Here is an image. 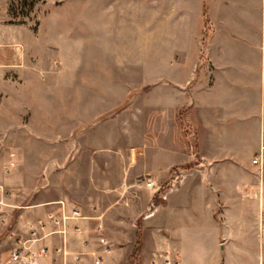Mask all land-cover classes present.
I'll return each mask as SVG.
<instances>
[{
	"label": "rangeland",
	"instance_id": "374dc122",
	"mask_svg": "<svg viewBox=\"0 0 264 264\" xmlns=\"http://www.w3.org/2000/svg\"><path fill=\"white\" fill-rule=\"evenodd\" d=\"M208 1H7L5 21L26 25L31 53L49 67L17 77L0 97V182L8 194L0 212V264L43 204L58 199L103 222L113 248L104 264H148L169 250L171 230L184 225L167 211L173 194L146 218L154 211L152 193L136 181L151 176L163 183L192 164L168 167L172 158L199 156L203 138L215 131L194 96L214 84V72L234 77L239 95L255 88L259 103L262 97L264 63L246 53L221 55L206 19ZM226 111H212L211 118ZM189 199L194 205L200 198ZM220 212L214 217L222 221ZM207 254L189 249L188 264L205 263Z\"/></svg>",
	"mask_w": 264,
	"mask_h": 264
},
{
	"label": "crops",
	"instance_id": "0c3cea01",
	"mask_svg": "<svg viewBox=\"0 0 264 264\" xmlns=\"http://www.w3.org/2000/svg\"><path fill=\"white\" fill-rule=\"evenodd\" d=\"M7 1H0V97L14 87L17 77L25 78L28 72H47L49 67L46 59L31 53L27 41L30 30L26 25L5 21L2 13ZM208 3L206 19L215 28L217 40L214 43L222 46L221 55L231 58L246 53L247 56H258L263 64L264 0H209ZM217 5L220 6L218 17L223 15L221 25L215 17ZM257 11L261 12L260 16ZM228 15L234 16L233 23L224 19ZM226 74L214 72V84L202 86L194 96L198 107L206 112L208 125L214 127L215 132L208 135L209 145L208 137H205L197 158H172L168 165L192 162L183 167L191 174L175 194H170L167 204V211L173 210L178 219L184 221L183 226L172 229L171 237H167L169 250L179 255L182 264H188L189 249L208 253L203 264H264V113L261 112L264 83L259 103V92L255 88L243 97L239 95L236 79L225 80ZM262 77L264 72H261ZM221 109L230 111L211 118L212 111ZM256 156H260V161L253 163ZM11 163L12 160L6 166L10 171L13 169ZM194 176L200 180L190 181ZM194 191L200 199L193 205L189 196H195ZM177 199L181 202L176 206ZM61 201L81 209L69 200L58 199L44 203L39 217L46 218L47 213L57 212ZM191 205L200 213H194ZM217 208L221 211L222 221L214 217ZM81 210L89 218L77 220L75 224L85 226L86 230L78 233L71 229L66 237L68 247L75 252L98 247L93 228L99 217ZM92 220L97 223L92 224ZM38 244L49 248L48 256L39 259L40 264H62L56 249L62 246L63 237L49 236ZM9 258L6 264H10Z\"/></svg>",
	"mask_w": 264,
	"mask_h": 264
},
{
	"label": "built area",
	"instance_id": "2783aa9c",
	"mask_svg": "<svg viewBox=\"0 0 264 264\" xmlns=\"http://www.w3.org/2000/svg\"><path fill=\"white\" fill-rule=\"evenodd\" d=\"M259 161L260 156L253 159V163ZM190 174L191 172L186 168L175 169L163 183L151 176L139 178L136 185L150 190L152 193V208L154 211L148 212L145 217L152 216L159 204L167 200L170 194L177 191ZM7 195L4 184L0 182V212L8 205ZM59 206L57 212L51 211L47 213L46 218L39 217L29 223L26 237L21 236L15 239V246L9 258L10 264H40L39 259L48 256L49 248L38 243L53 235L63 237L62 246L56 249L62 259V264H104L105 255L112 253L113 248L109 239L104 235L103 222L99 221L93 228L94 239L98 247L86 252H75L67 245V234L71 229L78 233L84 232L86 227L78 223L75 224V221L89 217L78 207L67 205L63 201L59 203ZM148 264H182V262L179 255L173 253L172 250H167L166 252L155 253Z\"/></svg>",
	"mask_w": 264,
	"mask_h": 264
}]
</instances>
